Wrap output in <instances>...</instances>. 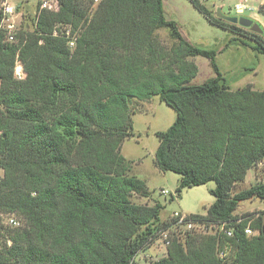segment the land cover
<instances>
[{
	"label": "trees",
	"instance_id": "1",
	"mask_svg": "<svg viewBox=\"0 0 264 264\" xmlns=\"http://www.w3.org/2000/svg\"><path fill=\"white\" fill-rule=\"evenodd\" d=\"M59 1L17 43L0 32V264L136 263L168 226L161 202L133 200L151 191L122 153L134 135L131 101L153 97L177 113L156 132L155 164L181 175L178 195L215 181L207 212L189 216L206 226L228 222L233 234L214 227L172 236L152 264H264V210L236 213L242 201L264 199V181L235 191L250 169L264 167V90L251 83L231 89L217 52L187 40L163 0ZM189 1L235 33L231 40L247 37L264 54L261 33L218 17L203 0ZM60 23L80 33L74 49L54 35ZM166 26L170 47L158 35ZM197 55L216 73L201 84L192 83ZM17 60L23 80L14 77ZM12 214L20 226L4 222Z\"/></svg>",
	"mask_w": 264,
	"mask_h": 264
},
{
	"label": "rangeland",
	"instance_id": "2",
	"mask_svg": "<svg viewBox=\"0 0 264 264\" xmlns=\"http://www.w3.org/2000/svg\"><path fill=\"white\" fill-rule=\"evenodd\" d=\"M9 1L21 5V10H24L22 31L20 32L27 34L34 32L37 26V18L35 19L34 13L39 10L40 0ZM203 1L210 10L216 12L221 9L227 15L250 17L259 22L264 29V0ZM99 2L95 0L94 7ZM163 2L167 19L174 20L177 23L182 35L187 40L200 48L217 52L216 59L220 71L231 89H237L251 83L254 88L264 90V54L253 48L254 41L247 37H240L243 40H231L235 33L209 22L189 0H163ZM238 3H243L248 9L242 13L238 12L236 10ZM60 24L64 27L67 25L65 23ZM170 31L168 26L158 30L159 38L168 47L174 43L169 35ZM79 35L80 33L76 31L75 37L77 40ZM261 35L264 38V32ZM190 59L194 60L199 67L192 83L201 84L216 75L209 58L197 55L196 57H190ZM131 107L136 111L132 114L134 135L123 142L122 153L127 160L131 161L130 174L143 179L151 191L150 197L136 196L133 200L148 204H154L155 201L161 202L164 205L161 211L162 217L168 216L174 211H181L186 214H205L207 208L215 200L211 192L216 186L215 181L186 188L181 195H178L176 189L181 175L174 171L161 170L154 161L159 144L156 132L169 128L176 119V111L158 97H153L148 102L132 100ZM3 172V169L0 168V177L3 176ZM261 181H264L263 165L250 169L245 180L236 184L235 191L248 188L250 185ZM163 190L167 193H163ZM262 210H264V199L256 197L242 201L236 213L241 215L247 212L258 213ZM12 216L20 222V225L22 224V219L19 216L16 214H12ZM2 218L7 223L8 215H3ZM254 232L257 233V231ZM0 244L2 245L1 238ZM9 244H11V241H9ZM166 253L167 250L163 243L156 240L149 248L139 253L135 264H152Z\"/></svg>",
	"mask_w": 264,
	"mask_h": 264
},
{
	"label": "built area",
	"instance_id": "3",
	"mask_svg": "<svg viewBox=\"0 0 264 264\" xmlns=\"http://www.w3.org/2000/svg\"><path fill=\"white\" fill-rule=\"evenodd\" d=\"M99 1V0H96ZM39 10L34 13L36 22H38L39 15L43 10L58 11L61 7L59 0H40ZM21 5L11 3L9 0L0 1V32L3 35V41L7 43H17V35L22 31V19L24 16V10H21ZM248 9L243 3H238L236 5V10L240 13ZM76 32H73L71 27H61L57 25L54 29L55 36H62L67 39L70 48L74 49L76 46L77 38L75 37ZM14 77L18 80H23L26 77L24 66L20 60H17L14 68ZM1 176V174H0ZM163 193H167L163 190ZM168 222V226L161 229L158 233L156 240H160L167 250L171 242V237L176 236L182 239L186 233L190 232H203V233H213L215 228L219 232L225 233L228 236L233 234V228L229 226L228 222H221L219 224H211L206 226L204 222L197 219L190 218L189 214L183 213L181 211H174L172 214L164 217ZM7 223L10 225H20V222L14 217L9 216ZM247 234H253L254 231L248 227L246 230ZM155 240V241H156ZM222 255H224L222 253Z\"/></svg>",
	"mask_w": 264,
	"mask_h": 264
},
{
	"label": "water",
	"instance_id": "4",
	"mask_svg": "<svg viewBox=\"0 0 264 264\" xmlns=\"http://www.w3.org/2000/svg\"><path fill=\"white\" fill-rule=\"evenodd\" d=\"M216 15L224 20H227L234 24H239L240 26L250 28L254 32L263 33L264 29L261 24L254 19L247 17V16H232L227 15L218 9L216 11Z\"/></svg>",
	"mask_w": 264,
	"mask_h": 264
},
{
	"label": "crops",
	"instance_id": "5",
	"mask_svg": "<svg viewBox=\"0 0 264 264\" xmlns=\"http://www.w3.org/2000/svg\"><path fill=\"white\" fill-rule=\"evenodd\" d=\"M262 164H260L259 166H261Z\"/></svg>",
	"mask_w": 264,
	"mask_h": 264
}]
</instances>
